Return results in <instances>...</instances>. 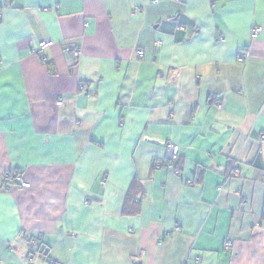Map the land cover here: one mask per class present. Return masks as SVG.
<instances>
[{
  "label": "crops",
  "instance_id": "0c3cea01",
  "mask_svg": "<svg viewBox=\"0 0 264 264\" xmlns=\"http://www.w3.org/2000/svg\"><path fill=\"white\" fill-rule=\"evenodd\" d=\"M263 135L264 0H0L1 264H264Z\"/></svg>",
  "mask_w": 264,
  "mask_h": 264
},
{
  "label": "built area",
  "instance_id": "2783aa9c",
  "mask_svg": "<svg viewBox=\"0 0 264 264\" xmlns=\"http://www.w3.org/2000/svg\"><path fill=\"white\" fill-rule=\"evenodd\" d=\"M58 7H59L58 5H54L53 8L57 9ZM142 8L143 7L139 6V7H137V10H142ZM44 10H46V9H44ZM260 32H261V27H259V26L253 27L251 29V37L252 38L258 37ZM53 45H54V42L51 39L40 41L37 43L36 46H34L32 48V53L34 55L39 56L42 60H46L47 55L45 53V50L47 48L53 46ZM137 53L139 54V56H142L144 54L143 51H141V50L137 51ZM62 54H63L64 60L66 62V65L68 67H73L78 63V61L81 57V49L79 46H76L73 44L65 45L62 48ZM248 57H249L248 52L243 51L242 53H240L238 55V62L243 63ZM210 101L218 107L221 106V104L223 103V100L218 99L216 96H212ZM57 104L62 105L63 100L58 99ZM261 141H262V143H264V135L261 136ZM166 148H167L166 164L172 167L174 165V163L178 160L179 147L173 143H167ZM161 166H162L161 163H158V162L155 163L156 168H159ZM176 172H178V171H176ZM228 174L233 175V176H240V172L235 167V165H231V167H229ZM104 183H105V179L102 180V184H104ZM29 186H30L29 183L25 182L17 173L8 172L4 175V185L1 189L8 191L11 189V187L28 188ZM231 244H232L231 240L225 241V247L226 248L231 247ZM0 264H1V261H0ZM48 264H61V263L57 262L54 259H49Z\"/></svg>",
  "mask_w": 264,
  "mask_h": 264
},
{
  "label": "trees",
  "instance_id": "16d2710c",
  "mask_svg": "<svg viewBox=\"0 0 264 264\" xmlns=\"http://www.w3.org/2000/svg\"><path fill=\"white\" fill-rule=\"evenodd\" d=\"M176 166V165H175ZM128 202H127V208L131 209L130 211L128 212H132V211H136L137 208H138V204L139 202L141 201L142 199V196L141 195H129V198H128ZM263 215H264V210H263ZM42 253L45 252L44 250L41 251Z\"/></svg>",
  "mask_w": 264,
  "mask_h": 264
}]
</instances>
